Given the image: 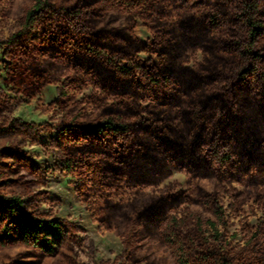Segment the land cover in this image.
I'll list each match as a JSON object with an SVG mask.
<instances>
[{
  "label": "trees",
  "instance_id": "obj_1",
  "mask_svg": "<svg viewBox=\"0 0 264 264\" xmlns=\"http://www.w3.org/2000/svg\"><path fill=\"white\" fill-rule=\"evenodd\" d=\"M174 13L182 16L169 22ZM137 17L151 42L129 31ZM198 48L204 62L186 67L188 52ZM0 53L5 85L28 100L60 82V167L98 222L110 225L98 215L96 197L125 240L139 233L148 240L160 229L158 241L178 245L175 264H264V226L246 232L241 254L223 244L212 221V244L198 237L178 244L179 221L170 213L181 207V195L123 201L127 189L157 186L174 171L188 175L198 204L211 206L220 221V194L232 189L241 204L264 197V0H34L20 29L0 41ZM84 81L112 102L89 111L77 98ZM19 130L36 128L16 118L0 124V136ZM200 180L215 183L213 194ZM27 201L0 195V247L52 254L63 224L30 214ZM129 255L134 264L143 257L138 247Z\"/></svg>",
  "mask_w": 264,
  "mask_h": 264
},
{
  "label": "rangeland",
  "instance_id": "obj_2",
  "mask_svg": "<svg viewBox=\"0 0 264 264\" xmlns=\"http://www.w3.org/2000/svg\"><path fill=\"white\" fill-rule=\"evenodd\" d=\"M50 1L60 6L64 0ZM33 2L34 0H0V41L20 29L23 14ZM181 16L174 13L169 22H176ZM129 31L144 43L151 42L153 38L148 24L138 17L130 24ZM149 57L141 54L144 60ZM205 58L206 54L202 49H194L188 52L184 64L198 69ZM2 59L0 53V124H7L10 119L16 118L26 125H34L36 131L19 130L18 134L12 136H0V195L27 197L26 210L30 214L59 220L65 234L61 242H56L54 252L49 255L21 245L0 247V264H134L133 257L129 254L137 247L143 257L136 264H175L172 251L178 245L166 247L158 241L160 229L156 228V233L150 234V240H146L142 233L131 241L125 240L111 209L106 208L105 200L97 197L98 201L95 203L98 215L104 216L108 221L110 219V225H104L92 217L90 209L86 208L76 192L74 180L60 167V152L55 141L59 134L57 131L63 123L62 114L55 104L60 82L45 85L33 99L28 100L5 85L6 74L1 65ZM77 98L93 112L112 102L110 97L86 81L82 82ZM4 182L6 184H2ZM199 185L213 194V181L200 180ZM234 187L242 190L236 184ZM175 194L183 197L181 207L170 213V216L179 221L174 230L177 241H180H176L178 244L195 237L212 244L214 232L207 224L212 221L218 224L217 230L222 236L223 244L229 243V249L241 254L247 240L246 232H258L264 226V197L253 198L241 204L234 198L236 193L232 189L220 194V205L225 210L224 218L220 221L211 206L204 208L198 204L199 195L190 185L188 175L179 171H174L157 186L127 189L123 201L132 202L136 199L137 202H146L147 197H171ZM119 201L120 198H113L115 204ZM87 206L93 208L92 205ZM139 206L137 204L136 207ZM182 219H186V222H182ZM198 219L203 222L202 228L194 225ZM260 242L258 240L257 244H261Z\"/></svg>",
  "mask_w": 264,
  "mask_h": 264
}]
</instances>
